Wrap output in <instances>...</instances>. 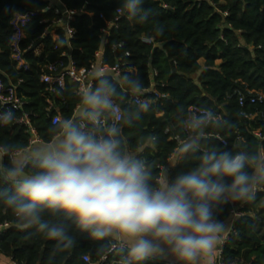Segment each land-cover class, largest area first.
Here are the masks:
<instances>
[{
	"label": "trees",
	"instance_id": "obj_1",
	"mask_svg": "<svg viewBox=\"0 0 264 264\" xmlns=\"http://www.w3.org/2000/svg\"><path fill=\"white\" fill-rule=\"evenodd\" d=\"M59 1V8L74 11L70 21L72 37L62 28L44 34L47 23L42 21L56 16L50 7L52 3L56 5L55 0H0V82L5 87H16L15 94L22 97L24 105L21 109H10L17 118L23 112L34 114L30 120L41 142H45L54 114L75 117L80 105L74 83L66 82L57 93L46 91L39 79L40 67L58 60L68 64L70 59L77 67H88L101 49L102 64L111 66L120 58L126 62L120 76L116 80L111 78L114 83L123 74H138L145 89L154 81L158 92L166 95L149 103L150 110L141 111V118L133 119L131 125L123 121L118 124L127 148L154 167L160 164L166 167L178 150L174 136L185 137L181 121L193 106L211 109L234 125L207 130L202 147L216 144L233 151H264V101L248 100L252 94L264 93V0H144L143 6L153 13L144 24L117 13L122 0ZM28 12L34 14L22 26L23 36L18 44L29 64L24 69L17 67L11 57V21L15 14ZM108 22L115 24L103 35L101 29ZM154 25L164 26L162 36L153 33ZM146 34H151L150 43L145 40ZM66 38L68 42L61 45ZM38 40L42 49L35 56L31 47ZM117 88L123 92L127 85L120 81ZM240 96L244 98L243 104L239 103ZM47 99L52 102L49 110ZM115 103L120 106L122 116L139 110L128 99ZM110 117L111 114L105 116L108 123ZM153 135L157 137L155 145H146L144 141ZM29 137L15 122L0 127V141L14 142L17 150L28 146ZM193 166L189 154L173 167L169 182ZM235 205L243 215L233 222L235 233L224 244L222 259L225 264H264V189L258 192L256 201ZM222 208L218 218L225 220L233 212V205ZM4 224L0 253L11 257L15 264H88L83 255H89L91 261L101 257L96 254L97 243L89 240L87 233L75 229V246L55 252L54 241L45 239L35 228L19 226L11 211L0 205V225ZM115 257L119 258L116 253Z\"/></svg>",
	"mask_w": 264,
	"mask_h": 264
},
{
	"label": "clouds",
	"instance_id": "obj_2",
	"mask_svg": "<svg viewBox=\"0 0 264 264\" xmlns=\"http://www.w3.org/2000/svg\"><path fill=\"white\" fill-rule=\"evenodd\" d=\"M143 5L144 0H122L120 11L129 21L144 24L153 13ZM164 31L162 25L153 26L157 36ZM145 40L150 43L151 34ZM120 81L127 92L118 91ZM144 89L138 74H123L114 83L98 73L78 89L77 115L55 117L43 145L14 158L16 144L0 141V205L19 226L35 228L54 241L55 252L75 246V229L97 243L98 256L114 252L119 264L169 256L178 264H216L219 246L233 230V223L219 219L218 213L223 205L256 201L264 189V151L202 147L207 130L234 127L203 109L181 121L193 135L179 145L177 160L191 154L194 166L169 182L167 167H154L121 139L119 121L131 125L151 108L141 99ZM129 93L139 110L109 124L106 114L115 119V101L126 100ZM16 119L12 109L0 110V127ZM156 141L153 135L144 142Z\"/></svg>",
	"mask_w": 264,
	"mask_h": 264
},
{
	"label": "built area",
	"instance_id": "obj_3",
	"mask_svg": "<svg viewBox=\"0 0 264 264\" xmlns=\"http://www.w3.org/2000/svg\"><path fill=\"white\" fill-rule=\"evenodd\" d=\"M55 3L51 4V8L53 12L56 14L55 17L51 18L50 20L44 19L42 22L47 23L46 28L44 29V34L51 32L54 29L62 28L68 37H72L73 35V28L70 26V21L73 19L74 11L68 10V9H61L58 7L60 5L59 0H55ZM117 13L120 14L121 11L118 9ZM34 13L28 12L24 14H15L11 24L13 27V34H12V42H11V57L16 60L17 67H22L24 69L29 68V64L25 61V59L22 57V50L19 48V40L23 36L22 33V26L27 22ZM117 20V19H116ZM113 22H108L107 26L105 28L101 29V32L104 34H107L108 28L113 26ZM70 33V35H69ZM43 36V35H42ZM105 36H103V42L105 43ZM37 42V41H36ZM121 46V44H119ZM42 49V44L39 42L36 46L31 47L32 53L37 56L40 54ZM128 52L125 53V56H128ZM95 60L92 61L88 67H77L73 60H69L68 64H64L62 60L58 61H49L40 67V81L45 84L46 91L49 93H57L59 90H63L65 87L66 82L74 83L76 84V94L78 95V89L83 88L86 84H91L93 82V76L97 75L98 73H103L105 76H108L112 78L113 80H116L123 69V67L126 66V62L122 60V58L116 60V62L111 65H104L102 64L101 60V49L98 50L95 54ZM152 74L155 75L156 71L152 70ZM157 83L152 81L150 86L147 89H144V97H141V99H147L148 103L156 102L159 98L166 97L165 94H162L158 92L156 89ZM162 85V84H160ZM15 86L5 87L0 82V110L15 108V109H21L24 105V101L21 96H18L15 94ZM123 92H127V90H124ZM128 102H132L136 106L139 107L138 103L136 102V97L129 93L127 95ZM243 96L239 97V103L243 104ZM250 103L254 102H262L264 101V93H255L249 96L248 98ZM47 110H49L52 107V102L50 99H47ZM119 112L117 113V117L114 119V117L111 115L109 124L116 122L119 118V116H122L120 106L117 104ZM206 109L198 106H193L190 108L188 116L192 115L193 113H200L201 110ZM34 114L32 112H23L15 121V123L25 129L27 133H29V143L28 146L39 142L40 139L36 133V128L33 124V122L30 120V117ZM60 116L59 113L54 114L51 117L52 120ZM217 118H220L218 115H216ZM253 117L254 115H250ZM182 131L185 134V137L182 138L179 134L174 136V139L176 140L177 144H182L184 140L189 137L190 135H193L190 131H188L185 127H182ZM259 136V133H257ZM218 140L224 143V140L219 136H215ZM179 149V148H178ZM19 151V150H17ZM16 151V152H17ZM15 152V153H16ZM243 213L238 211L236 212V216H242ZM4 227L6 224L3 225ZM235 233L234 228L232 232L224 239L223 243L219 246V249L217 251L218 256V263L217 264H225L222 259V250L224 244L227 242L229 236L231 234ZM82 259L84 262L88 264H119V258L115 257V253H109L107 255L101 256L97 261H91L89 255H83ZM151 264H178L173 262H157V263H151Z\"/></svg>",
	"mask_w": 264,
	"mask_h": 264
},
{
	"label": "crops",
	"instance_id": "obj_4",
	"mask_svg": "<svg viewBox=\"0 0 264 264\" xmlns=\"http://www.w3.org/2000/svg\"><path fill=\"white\" fill-rule=\"evenodd\" d=\"M200 61L203 63V60H200ZM201 62H200V64H202ZM78 112H79V110L76 111V115H77ZM43 144H44V142H41V141L36 142V143H33V144L27 146L26 148L21 149V150L17 151L16 153H14V158H23L24 157V154L25 153H30L32 151V149H33L34 146H40V145H43ZM177 154H178V150L174 153V155L171 156V158L169 160V163L166 166L168 168V170H169L168 171V180H169L170 175H171V170L178 163ZM232 205H233V209H235L236 212H238V207L235 204H232ZM236 217H237L236 215L233 217V212H232L230 214V217L227 218V219H225V221H229V222H232L233 223ZM4 228L5 227L3 225H0V232L3 231ZM262 228L264 229V221H262ZM229 234H227V236ZM148 262H150V264L151 263H157V262H173V263H178L175 260V258L174 257H171V256H169L168 260H162V259L156 258V259L148 260ZM217 263H218V256L216 254V264ZM0 264H15V262L11 259V257H8V256L4 255L3 253H0Z\"/></svg>",
	"mask_w": 264,
	"mask_h": 264
},
{
	"label": "water",
	"instance_id": "obj_5",
	"mask_svg": "<svg viewBox=\"0 0 264 264\" xmlns=\"http://www.w3.org/2000/svg\"><path fill=\"white\" fill-rule=\"evenodd\" d=\"M41 40H38L37 42L34 43V46H36ZM179 148V147H178Z\"/></svg>",
	"mask_w": 264,
	"mask_h": 264
},
{
	"label": "rangeland",
	"instance_id": "obj_6",
	"mask_svg": "<svg viewBox=\"0 0 264 264\" xmlns=\"http://www.w3.org/2000/svg\"><path fill=\"white\" fill-rule=\"evenodd\" d=\"M201 62V61H200ZM202 63V62H201Z\"/></svg>",
	"mask_w": 264,
	"mask_h": 264
}]
</instances>
